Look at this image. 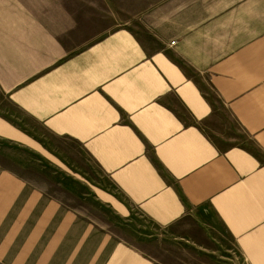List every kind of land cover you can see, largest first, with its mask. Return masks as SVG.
Here are the masks:
<instances>
[{
    "label": "crops",
    "instance_id": "1",
    "mask_svg": "<svg viewBox=\"0 0 264 264\" xmlns=\"http://www.w3.org/2000/svg\"><path fill=\"white\" fill-rule=\"evenodd\" d=\"M0 16L5 150L67 155L114 223L164 244L101 233L0 164V264H264V0H35ZM87 30L101 34L75 39Z\"/></svg>",
    "mask_w": 264,
    "mask_h": 264
},
{
    "label": "rangeland",
    "instance_id": "2",
    "mask_svg": "<svg viewBox=\"0 0 264 264\" xmlns=\"http://www.w3.org/2000/svg\"><path fill=\"white\" fill-rule=\"evenodd\" d=\"M34 2L35 0H0V13L4 11V9L10 10L20 8V6L30 7ZM0 18L2 17L0 16ZM96 22L93 26L102 28L105 27L108 19L100 18ZM115 22L120 24L124 23L123 20L119 19H117V21L115 20ZM98 34L101 33L95 30H87L78 33L75 39L77 41L87 40L95 38ZM4 107H8L10 111H14L0 96V109L3 110ZM15 112L18 114L17 110ZM4 145V142L0 139L1 166L10 170L15 176L24 178L28 184V191L31 190V188L41 189L43 191V200H57L61 202L63 209L74 210L78 215L91 219L94 227L99 232L111 233L115 238H119L117 235L121 236V238L127 239L145 252H154L155 250L157 252L158 248L164 247L163 237L159 235V232H155L153 229L148 228L146 223H142L141 220H139L140 223L137 219L133 222L131 218L125 217L123 221L114 223L111 213L112 210L115 211V209L105 205V196L97 189L99 185H93V188H91L89 186L90 181L84 169L74 166V164L68 160L67 155H54L60 156L57 157L58 160L53 158L52 155L40 156L35 155V153L33 155H19V146H13L10 150L6 151ZM94 186L96 188H94ZM28 194L35 195L36 193L29 192ZM25 195L26 193H24L21 198L25 199ZM147 232L154 233L155 237L160 241L157 240L158 243L154 244L153 242L144 240ZM167 242L169 246L171 241ZM172 244L175 245L172 249H179L178 241H172ZM177 250H173V252H178ZM159 258L163 259L164 257L160 256ZM166 258L168 261H174L178 259V256L174 255L171 257L169 255ZM7 259L9 262L11 257ZM34 260L35 257H30L28 264H34ZM233 263L245 264V261L241 256L236 255Z\"/></svg>",
    "mask_w": 264,
    "mask_h": 264
}]
</instances>
